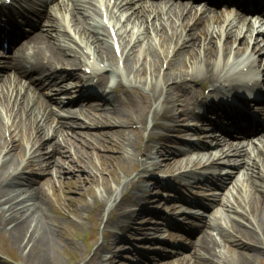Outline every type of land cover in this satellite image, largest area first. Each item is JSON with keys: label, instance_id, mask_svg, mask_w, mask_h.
Segmentation results:
<instances>
[{"label": "bare ground", "instance_id": "bare-ground-1", "mask_svg": "<svg viewBox=\"0 0 264 264\" xmlns=\"http://www.w3.org/2000/svg\"><path fill=\"white\" fill-rule=\"evenodd\" d=\"M21 2L38 8L45 23L17 44H13L12 39L9 48L13 51L5 59H0V227L9 232L10 240L23 253L26 252V259L34 264H52L55 261L52 251L57 242L66 237L76 246L77 241L75 237H67L64 227L49 214L48 207L53 201L47 188L64 192L65 198L81 215L86 210H94L91 195L94 201H99L94 216L96 220L105 221L106 227L116 225L126 230L130 223L128 232L135 234L131 224L137 221L140 212L130 209L128 204H158L154 203L157 198L152 196V189L144 182L146 179L142 174L128 179L120 189L123 176L116 171L117 167L127 174L136 166H141V172L166 168L174 172L185 162H190L185 157L187 151L206 149L214 142L213 138L205 137L198 144H189L180 137L170 138L166 134L155 141L156 132L151 130L147 137L148 115L154 101L164 96L163 110L153 112L155 124L160 117L166 118L173 122L168 125L170 130L185 136L191 134L190 129L179 123L195 113L184 93L192 91L194 84L200 82L202 92L203 83H208L212 86L210 95L219 100L228 94L224 90L230 91L236 86L243 91L257 89L261 76H255V73L264 75V28L263 23L259 28L256 25L258 21L264 22V9L255 15V19L240 10L232 17L229 11L211 5L198 7L182 0H116L114 4L112 0H19ZM116 11H119V17L113 24ZM105 13L110 17L111 26L117 28L124 62L123 76H126L108 86L106 76L100 75L98 70H115L118 56L114 42L110 40L109 24L101 19ZM255 31L258 33L254 34ZM149 32L159 38L166 54L149 44L143 46L140 53L135 46L136 40L150 42ZM132 38L135 42L127 49ZM247 50L251 51L253 59L243 61V67L236 75L243 82L232 79L229 74L222 76L221 72L230 66L229 56L239 57ZM139 56L144 59L142 62ZM219 56L224 61L220 70L214 66ZM166 62L168 67L162 74L163 85L150 83L145 77L147 68L151 69L153 77ZM84 66L94 68V73L79 72ZM199 66L200 76L197 77L194 72ZM70 77L98 87L99 102L64 108L62 100L57 98L73 91L74 84L67 85ZM119 88L124 89V96L118 93ZM227 101L230 100L218 104L213 100L216 104L211 108L221 105L228 108L217 112L231 121L234 117L229 113L232 108L224 103ZM242 119L249 122L247 117ZM98 124L108 126L91 130ZM80 127L87 129L80 130ZM238 133L244 134L235 127L228 136ZM208 135L212 136L211 133ZM164 137H169L167 146ZM259 140L260 143H256L250 136L248 141L251 143H243L236 150L242 155L235 162L236 167L244 171V180L236 192L240 198L217 202L230 211L229 214L218 216L215 214L216 204H212L213 216L199 220L200 232L192 241L190 255H177L172 263L230 264L224 247L235 246L232 253L238 264H264V133H260ZM232 143L228 140V151L222 153L229 155ZM183 144L189 146L187 151ZM250 149H254L253 152ZM217 150L202 151L213 155L210 166L214 165V168L204 166L201 170L174 174L175 178L203 176L226 189L227 181H231L235 172L220 179L217 174L221 167L217 164L220 158H214L218 155ZM94 153L99 160L115 164L110 172L118 185L111 184L106 168L95 164ZM156 154L158 159L154 157ZM76 171L80 172L76 174ZM160 182L169 184L166 180ZM98 183L104 187L100 193L94 191ZM75 191L80 195H73ZM110 199L112 205L104 213ZM158 202L162 207L179 209L182 206L170 200ZM104 214L106 219H103ZM186 225L189 223H184ZM210 229L216 231V235ZM154 230L156 236L165 232L163 226ZM169 231L173 236L179 234L175 229ZM111 246L113 250L117 245ZM102 250L98 244L95 261L89 260L88 264H101ZM164 250L152 253L161 257ZM148 261L144 264H149ZM155 263L163 264L165 260L160 258Z\"/></svg>", "mask_w": 264, "mask_h": 264}, {"label": "rangeland", "instance_id": "rangeland-1", "mask_svg": "<svg viewBox=\"0 0 264 264\" xmlns=\"http://www.w3.org/2000/svg\"><path fill=\"white\" fill-rule=\"evenodd\" d=\"M118 17H119V13H117L116 15L115 23ZM258 25L256 26L257 28H259ZM136 29H137V26H136ZM149 35H150L149 37H150L151 43L150 42L146 43L145 40H141V39L139 41L136 40L135 46L139 48L140 53H141L142 47L149 44L150 46L151 45L155 46L160 52H163V54H166L167 50H165L164 52V49H162V45H161L162 43L161 44L159 43V38L155 36V34L152 32H149ZM130 42L131 43L129 44L127 49L132 47V44H134L135 39L132 38ZM121 50L122 49L119 47L118 52H117L118 53V65L116 66L115 70L100 71V72H103L108 78L107 86L113 82H117L122 77L124 78L126 77V76H123L124 62H123ZM250 55H251L250 50H247L245 53L241 54L239 57H233L231 54L229 56L230 58L229 63H228L230 64L229 68H227L224 72L222 71L224 73V76L229 74L232 79H237V77L233 76L234 74H237V70H238L237 65L243 64V61L252 60L253 57H251ZM171 56H172V53L170 57ZM139 57H140L139 61L142 62L144 59L142 58V56H139ZM223 64H224V61L222 57L220 56L214 62V66H216L218 70L221 69ZM167 67H168V62H166L165 66L162 67L161 70H159V72H157L159 74L154 75L153 77H151L152 75H150L151 69L147 68V72L145 76L146 79H148L150 83L162 86L163 85L162 74H163L164 69H166ZM199 69H200V66L194 72V74L197 77L200 76ZM92 70L94 71L95 69L84 66L79 69V72L87 75L89 73L92 74L91 73ZM125 80H127V78ZM85 81L83 79H78L76 77L68 78L67 80L68 84L70 86L71 84H74V89L67 96L64 94L63 96L60 97L61 99H63L64 108L78 107L80 106L81 103L99 102L100 97L98 96V90H99L98 87H92L89 83ZM197 86L198 85H195V88H196L195 91H197L200 88ZM206 86L209 87L208 84H206ZM207 90H206V93L208 92ZM118 93L121 96H124V89L119 88ZM186 96H189V94H187ZM200 96L202 95H199L198 97ZM60 98H57V99H60ZM72 99H77V100L70 101ZM143 99L144 98H141V100ZM164 105H165L164 96L161 95V97H159L157 100L154 101L152 108H151L152 112H150L148 115V130L145 132V135H147L148 137L149 131L154 130L156 132V133L154 132L155 141L156 139L162 138V133H166L165 128H163L162 125L168 126L170 124V122L167 121L165 118L160 117L158 119L160 121H157V124L154 125L155 122H154L153 112L154 110L161 112L163 110ZM192 107H193V104H192ZM159 123L161 125H159ZM106 125L107 124H98L95 127H92L91 130H96L97 128L98 129L106 128ZM78 129L85 130L87 128L80 127ZM178 133L179 132L177 131L169 132V134H172L175 136ZM193 137H191V139L195 141L201 140L203 138L202 136H193ZM144 140L145 139H143V141ZM237 143L239 146L240 145L239 143L241 142H237ZM165 144L168 145L169 142L165 141L164 145ZM218 147H221V146H218ZM224 148L226 149V146ZM253 150L254 149H250L251 152H253ZM235 152L236 151L231 153L232 154V156L230 157L231 161L227 162V159L229 158V156H226L224 154L222 158L220 159V162L217 163V164H222V167H220L217 173H220L221 175L224 176L225 174L229 172L231 173L235 172V175L232 177L231 181H227L228 187L226 189L214 187L209 183H203L200 185L199 182L196 181V182H191L192 185L188 189L183 188V195L195 197L199 199L202 203L208 204V203L214 202L216 204L214 206L217 207L216 208L217 211L215 212V214H217L218 216L226 215V213L229 214L230 211L225 210L223 205L217 202L219 200L223 202H227V201H232L233 199L240 198L236 192L238 191L237 190L238 185L244 180V176H243L244 171L243 169L239 170V168H237L236 166H232V164L235 165L234 164L235 161H237V159L241 156V155H238V153L235 154ZM221 153L222 152H220V154ZM93 157L95 160V164L97 166H99L100 168L101 167L106 168V175L109 178L111 184H113L114 186L118 185L114 183V177H113L114 174L110 172V169L115 164H112L110 161H106L103 159L99 160V158L96 157L95 153L93 154ZM154 157L155 159L159 158L157 154ZM185 157H187L186 159H188L190 162L188 161L185 162V164L182 167L183 169H181V171L180 170L177 171V169H175L174 171L176 173L188 172L191 169H201L204 166L210 167L209 169L214 168V165L210 166V163L213 160V155L209 156V154H203L202 152H200L199 154L188 152V155ZM214 158H217V157H214ZM224 161L227 162L226 166H223ZM193 164H195V166H193ZM116 165L118 166V164ZM141 169H142L141 166L132 167L129 173L127 174L120 168V166H118L116 171H118L119 174L123 176L122 181H121L122 183L120 182V185L125 183L128 179L137 178L138 175L142 174L145 176V179H146L144 180V182L147 183L152 189V192H151L152 196H154L155 198H158L159 201H161L162 199L165 200L168 198H169L168 200L172 201L178 198V197H175V199H173V197H171L172 193L171 194H167L166 192L162 193L163 189L160 190L157 187V184L155 183L156 181L155 177L146 176L144 173L141 172ZM237 170L239 171L237 172ZM160 171H165V172H161V173L153 172V174L154 175L155 174L170 175L169 171H172V170H169L168 168H166ZM77 172H80V171H76V174ZM37 174L39 173L37 172ZM37 174H35V176H38ZM65 174H67V172H65ZM222 178H225V176ZM180 180L181 179H179V181ZM186 182H189V181L187 180ZM123 185L120 186V189H122ZM166 188L169 189L168 186L164 187V189ZM95 190L97 193L104 191V187L102 183L96 184L94 187V191ZM47 192H48L49 198H51V200L53 201L52 206L48 207L49 214L56 222H59L62 225V227H64L63 229L67 231V237L69 238L70 236L73 238L75 237L77 241L76 246L66 237H64L60 242H57L52 251V254L54 256L53 258L55 259L54 263L52 264H84V263L88 264L89 260L94 262L96 258L94 253L96 251L98 244H101L102 249H103L102 252L104 254V258L101 264H144V261L146 262L148 260H149L148 261L149 264H156L155 262L160 258H162V260H165V263L163 264H177L178 262L172 263V260L175 259L177 255L181 254L182 256L183 255L189 256L193 249L192 241L195 239L196 235L200 232L197 226L199 222V218L203 219L204 217H207V218L209 216L212 217L213 216L212 211L214 210L213 209L214 206L213 207L211 206L212 207L211 209L210 207L208 209H204L200 207H196V208L193 207L192 208L193 210H191V212L194 214V218L196 219L194 222L195 225H193L192 228H189V229L184 230L183 232H180V235L176 237L171 236V234L168 233V231H165L163 233V236H161L160 238H164L165 240L175 243L176 245L178 244V247L168 246L167 252L165 253L163 252V255L159 257L155 255L154 253H152V251L155 250L154 247L146 243L145 240H141V238H144L145 236L144 233L137 230L138 228H147L146 226H151L150 227V231H151L155 226L158 225L156 224L157 223L156 221H158L159 218H155V215L151 214L150 212H147V211L141 212L142 210L136 209V206L134 203L128 204V207L130 209L137 210L138 212H140L139 216L136 218L137 221L132 222V226H135V229L134 228L132 229L135 234H131L130 232H128V229H130L128 225H127V230L122 229L116 225H111V226L106 227L105 221L99 222L98 220H96L94 216L95 214H97L96 209L98 207L96 204H98L99 201L98 202H96V200L94 201L91 195H89V197L92 200L91 202L94 207V210L92 209L89 211L86 210L81 215L79 214L78 211L75 210V207L72 206L71 202L67 198H65L66 195L64 194V192H61V193L54 192L52 188H47ZM73 195H80V193H78V191H75L73 192ZM158 200H155V203H159ZM111 205H112V199L107 201L105 205L104 213H106L109 210ZM103 219H106L105 214H104ZM210 231L216 235V231H214L213 229H210ZM119 232L120 233L125 232V234L129 236L130 238L127 239L126 237H123L122 235H120ZM114 234H116V236ZM132 235L138 237V239H134V238L131 239V237H134ZM111 244H115V246L117 245L116 248L111 250L110 248L112 247ZM230 249L227 247L226 248L224 247V251H226L229 256L230 264H238L237 261L233 259L234 257L233 253L236 250V247L232 246L230 247ZM171 251L173 252L177 251V253L174 252L170 254ZM25 253L26 252L23 253L22 250H20V248L17 245H15L12 242V240H10L9 232L3 231V229H1L0 227V264H34L33 261L26 259Z\"/></svg>", "mask_w": 264, "mask_h": 264}]
</instances>
